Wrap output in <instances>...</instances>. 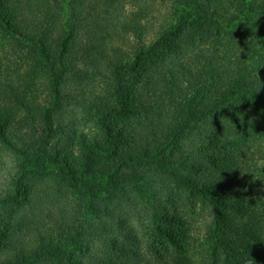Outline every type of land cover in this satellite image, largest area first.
<instances>
[{
	"label": "trees",
	"instance_id": "16d2710c",
	"mask_svg": "<svg viewBox=\"0 0 264 264\" xmlns=\"http://www.w3.org/2000/svg\"><path fill=\"white\" fill-rule=\"evenodd\" d=\"M123 2L0 0L3 47L30 58L18 82L0 77V151L13 153L20 163L12 186L20 201L9 218L4 209L0 212V264H80L69 243L73 247L86 232L77 230V209L65 210L69 200L74 199V206H91L99 213L92 212L97 219L103 214L119 221L114 211L119 193L105 192L130 180L132 169L146 177L149 174L143 171L149 166L170 167L168 153L179 152V142L190 128L208 122L236 94L253 104L252 116L241 119V113L235 114L239 129L254 126L255 133L264 135V0H150V9L143 3L125 20L119 14ZM67 10L73 22L61 27ZM162 10V19L154 21ZM149 16L150 40L145 36ZM80 61L86 66L75 70V77L85 87L92 77L97 79L99 90L87 87L78 100L62 86L69 67ZM147 65L150 73L142 71ZM73 102L99 134L90 139L87 134L79 136L71 162L56 153V147L63 109ZM124 116L136 118L137 124H125ZM258 153L264 160V147ZM204 167L203 163L192 167L191 174L196 170L203 174ZM165 176L185 185L188 202L198 197L208 208L202 239L224 247L211 251L209 262L264 264L261 242L240 240L233 248L227 244L224 199L214 190L225 186V180L214 187L194 176L184 178L176 172ZM43 178H50V184L44 185ZM56 195L57 203H64L58 208L49 201ZM39 198L49 207L42 209ZM154 220L160 221L161 226L154 225L165 241L182 237L176 217ZM113 259L123 264L120 257V262ZM152 264L196 263L174 257Z\"/></svg>",
	"mask_w": 264,
	"mask_h": 264
},
{
	"label": "rangeland",
	"instance_id": "374dc122",
	"mask_svg": "<svg viewBox=\"0 0 264 264\" xmlns=\"http://www.w3.org/2000/svg\"><path fill=\"white\" fill-rule=\"evenodd\" d=\"M143 3L150 9V0H124L123 7L119 11L120 19L125 20ZM162 14L163 10L155 14L157 16L154 21L159 22ZM72 16L71 11L67 10L60 26H69L73 22ZM146 20L145 36L150 40L153 33L150 32V16ZM130 42L131 37L127 44ZM3 45V40L0 38V77L11 78L18 82L27 71L30 58L18 55L8 46L3 47ZM2 48L7 51L3 52ZM85 66L80 61L69 67L62 86L64 91L78 100L84 97V92L88 91L87 87L90 88L89 91L99 90L97 79L92 77L91 80L94 81L89 84L85 82L87 86L85 87L84 81L75 77V70H81ZM143 70L150 73V65ZM87 71L89 72L90 69L88 68ZM252 109L253 104L245 95H234L214 113L208 122L190 128L187 137L179 142V152L177 150V152L168 153L172 159L170 167L163 170L161 167L156 169L149 166L143 171L149 174L146 177L138 175L136 170L132 169L128 172L132 174L130 180L126 179L118 186L112 185L109 192H105V196H110L114 191L119 193L120 204L114 210L119 216V221L105 219L103 214L101 219H97L92 212L96 213V216L99 213L93 211L91 206L88 209H85L88 204L74 206L72 204L74 199L71 198L65 210L69 212L74 208L77 209L75 214L78 218L77 230L86 232L82 238L74 240L73 247L72 243H69L71 249L77 250L79 263L115 264L113 258L120 257L123 264H152L180 257L196 264H212L208 260L210 252L213 250L218 252L224 247L221 243L208 244L202 239V226L209 220L208 208L198 197H191L192 201L188 202L185 185L167 181L165 172H176L184 178L194 176L199 182L210 183L214 187L225 180L223 182L225 186L216 187L214 190L224 199L222 212L224 231L229 236L228 246L233 248L240 240H248V243L256 240L264 246V160L258 153L264 147V135L255 133L254 126H250L248 130L239 129L237 119H234L235 114L238 113H241V119L252 116ZM121 118L125 124H137V119L134 117ZM60 125L59 134L62 135L59 138L56 153L62 154L71 162L75 159L70 152L78 148L76 144L78 137L87 134L90 139L95 134H99L95 123L86 117L83 108L76 107L74 102L64 107ZM174 149L173 147L170 151ZM76 152L74 151L75 154ZM181 158L185 167L180 165ZM202 163L206 166L205 172L199 174L196 170L191 174V168ZM19 165V160L13 153L0 151V206L2 205L0 212L4 209L6 218L15 212V205L20 201V195L15 194V190L12 189L18 177ZM229 166L231 170H226ZM42 181L44 185L45 182L50 184L51 179L43 178ZM5 197H11V199L2 203ZM49 201L56 204L57 208L64 205L62 201L57 203V195L50 197ZM234 201L237 202L235 205H233ZM41 203L42 209L49 207L47 202ZM44 213L47 219V211ZM160 216L176 217L180 220L181 227L178 230L182 237H179V240L175 239L173 243L169 240L165 241L163 232L155 227V225L161 226L157 225L160 221L154 220V217ZM100 220L106 225L103 226ZM120 248H123V253ZM118 261L120 262V259ZM54 262L50 261L49 264H59ZM213 264L218 263L214 261Z\"/></svg>",
	"mask_w": 264,
	"mask_h": 264
}]
</instances>
